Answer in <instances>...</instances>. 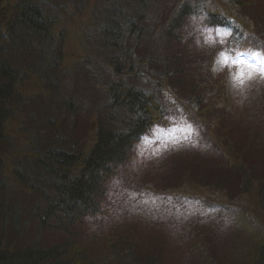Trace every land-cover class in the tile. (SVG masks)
<instances>
[{
    "label": "trees",
    "instance_id": "1",
    "mask_svg": "<svg viewBox=\"0 0 264 264\" xmlns=\"http://www.w3.org/2000/svg\"><path fill=\"white\" fill-rule=\"evenodd\" d=\"M239 49L264 67V0H0V264H264V81L235 107L215 75ZM154 124L203 147L159 161L156 215Z\"/></svg>",
    "mask_w": 264,
    "mask_h": 264
},
{
    "label": "rangeland",
    "instance_id": "2",
    "mask_svg": "<svg viewBox=\"0 0 264 264\" xmlns=\"http://www.w3.org/2000/svg\"><path fill=\"white\" fill-rule=\"evenodd\" d=\"M86 13H84L82 19L86 18ZM71 23L68 24L69 28H71ZM79 35H80V29L75 28L71 35L67 38V42L64 47V55L65 60L63 63V68L65 66L70 67L74 63V59L77 56V54H80L81 51L78 50V44H79ZM227 46V43L225 42V47ZM257 54L249 58L244 55H242V58L240 56L232 58V56H219V63L217 67V75L220 85L222 88L224 87V82L228 81V95L227 99L231 101V104L235 107L238 105H245V102L241 100V98L247 97L253 87L256 83L259 81H264V67H261V63L263 59L260 57H256ZM242 59V60H241ZM226 75V76H225ZM217 85V83H214ZM212 89H216L215 87H212ZM226 102V101H225ZM230 104V105H231ZM242 105V106H243ZM240 108V107H239ZM91 120L89 121L90 130L89 133L91 134L92 130L94 129L93 125V115L90 113ZM74 117H69L67 123L73 122ZM81 128L78 130L79 135H75L78 138L81 137V135L85 132L86 122H83L80 124ZM149 135L144 136V140L142 143H137L133 146L132 152H131V163L134 166V172L133 176H137V181L134 182L136 184L135 190H132V194L137 193L139 196V200L137 202L138 207L142 205V208H144L140 212H152L156 215L157 212L163 213L165 210L163 207H161L158 200L155 199H146L145 204H143V198L145 191H151L153 189L154 183L153 178L151 177L152 173L155 172H162L165 170L164 166L158 165L159 161H163L166 157H168L166 163L168 162H174L176 157H179L180 152L183 153L187 148H189V154H193L194 157L198 156V154H202L199 152L203 147H200L197 145V142H195V139L192 136H187L185 134L184 130H180L177 126H173L171 128L165 129L162 128L159 124H154L153 127L150 128ZM62 130H64L63 127H61V124L59 122H56L55 125H53L52 130H48L46 133L41 134L40 131L37 133V136L44 137L45 139L49 137V135L60 133ZM209 145L204 146V149H208V154L204 155L205 162L207 163V167L209 162H213V152H211L210 148V141L208 140ZM157 145V146H155ZM203 149V150H204ZM177 154V155H176ZM130 159V160H131ZM163 159V160H162ZM129 161V160H128ZM125 163V167H127V163ZM157 161V162H155ZM145 165L143 168H141L142 165ZM129 166V164H128ZM131 167V166H130ZM124 173V172H123ZM156 174V173H155ZM127 175V174H126ZM125 173L123 174V179L126 178ZM122 179V183H124V180ZM132 179H134L132 177Z\"/></svg>",
    "mask_w": 264,
    "mask_h": 264
}]
</instances>
